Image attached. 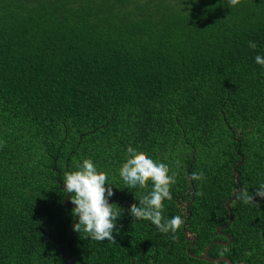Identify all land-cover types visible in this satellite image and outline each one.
Instances as JSON below:
<instances>
[{"label":"trees","instance_id":"trees-1","mask_svg":"<svg viewBox=\"0 0 264 264\" xmlns=\"http://www.w3.org/2000/svg\"><path fill=\"white\" fill-rule=\"evenodd\" d=\"M257 53L264 0H0V264H68L52 241L67 251L75 221L61 180L88 157L121 216L112 241L73 229L74 264H229L194 255L229 241L217 229L240 184L232 242L209 254L264 264V200L240 199L264 181ZM129 145L176 172L162 209L183 217L175 233L132 221L118 175Z\"/></svg>","mask_w":264,"mask_h":264},{"label":"clouds","instance_id":"clouds-1","mask_svg":"<svg viewBox=\"0 0 264 264\" xmlns=\"http://www.w3.org/2000/svg\"><path fill=\"white\" fill-rule=\"evenodd\" d=\"M240 0H227L228 6L235 7ZM252 49L257 47L255 41H249ZM256 64L264 67V54L254 56ZM127 158L120 165L118 175L126 189L135 194L137 204L129 209L133 222L137 220L150 221L162 233H175L183 224V217L175 215L164 217L162 209L164 201L172 198L171 186L176 183V172L170 166L152 156L129 145L126 148ZM109 173L98 168L91 157L79 161L74 170L63 173L62 190L70 194L71 203L74 205L71 214L76 222L74 231L86 234V238L94 241L115 240L114 233L118 232V218L121 212L113 202V186L108 183ZM191 179L202 181L203 172L191 173ZM140 189H150L141 194ZM264 200V181L249 194L246 190L240 199L249 205H259L256 198Z\"/></svg>","mask_w":264,"mask_h":264},{"label":"water","instance_id":"water-1","mask_svg":"<svg viewBox=\"0 0 264 264\" xmlns=\"http://www.w3.org/2000/svg\"><path fill=\"white\" fill-rule=\"evenodd\" d=\"M240 163H242V162H240ZM240 163H239V164H240ZM239 164H237V165L235 166V170H237V167H238ZM240 176H241V173H240V171H238V172H237V180H238V181H239V179H240ZM58 180H59V179H58ZM60 183H61V182H60ZM61 187H62V186H61ZM241 191H242V186H241V184H240V187H239V189L236 191V193H234L233 196H232V197L226 202V206H227V208L230 210V218H229L228 222H227L226 224H224V225L218 227V229H217L218 233L221 234V235H225V236H227V237L229 238V241H228V242H223V241H220V240L212 241V242L208 245V247L206 248L204 255H194V254H193L194 256L200 257V258H202V259H204V260H207V261H209V262H221V261H226V262L229 263V264H234L233 261H232V259L229 258L228 256L212 257V256H210L209 251H210V249L212 248V246H213L214 244H216V243L229 244V243L232 242V238H231L228 234H226L225 232H223L222 230L225 229V228H227V227L233 222V220H234V213H233V210H232V208H231V202L235 199L236 194H237V193H240ZM69 195H70V194H67V193H66V195H65L64 198H63V202H64L65 205H72V206H74V205L69 201V199H68V196H69ZM190 203H191V202H189L188 205H190ZM189 213H191V211H189ZM75 222H76V220L72 223V225H71V226L69 227V229H68V234H67V237H66V247H67V251L64 250V247H63L59 242H57V241L53 240L52 238H50V239H52L53 242H55V243L58 245V247L60 248V251H61L62 256L67 260L68 264H74V260H73V257H72V252H71V248H70L69 240H70V237H71V234H72V231H73V224H74ZM186 238H187V240L191 241L190 245H189L188 248H187V249H188V252L190 253V248H191V246H192L193 243H194V238H193V237H190L188 234H186Z\"/></svg>","mask_w":264,"mask_h":264}]
</instances>
